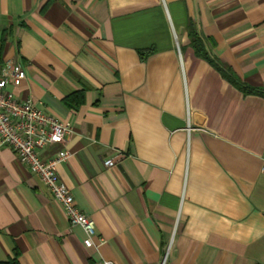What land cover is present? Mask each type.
Listing matches in <instances>:
<instances>
[{
    "label": "crops",
    "instance_id": "crops-1",
    "mask_svg": "<svg viewBox=\"0 0 264 264\" xmlns=\"http://www.w3.org/2000/svg\"><path fill=\"white\" fill-rule=\"evenodd\" d=\"M10 63L96 234L0 148V263L264 264V0H0Z\"/></svg>",
    "mask_w": 264,
    "mask_h": 264
},
{
    "label": "built area",
    "instance_id": "built-area-1",
    "mask_svg": "<svg viewBox=\"0 0 264 264\" xmlns=\"http://www.w3.org/2000/svg\"><path fill=\"white\" fill-rule=\"evenodd\" d=\"M25 79L26 72L21 65L10 63L1 69L0 148L12 149L19 161L29 167L47 186L51 197L64 209L70 225L78 226L84 231L86 235L84 246L91 248L96 234L95 223L77 208L73 194L61 182L57 171L59 165L68 161L70 152L62 148L53 157L44 156L51 147L65 145L71 127L47 115L34 103L19 100L12 91L7 90L8 85L19 87L21 81ZM104 165L107 169H112L116 164L113 160H107Z\"/></svg>",
    "mask_w": 264,
    "mask_h": 264
},
{
    "label": "trees",
    "instance_id": "trees-1",
    "mask_svg": "<svg viewBox=\"0 0 264 264\" xmlns=\"http://www.w3.org/2000/svg\"><path fill=\"white\" fill-rule=\"evenodd\" d=\"M190 36H191L190 42L192 43V46L195 49L196 54L198 56L205 58V59H208L207 54L205 52H203V47H202V43H201L202 41H200V39H199L198 35L195 33V31H192ZM142 58H144V57H142ZM0 264H20V263L18 261V258L16 257L15 259H12L7 263H0Z\"/></svg>",
    "mask_w": 264,
    "mask_h": 264
}]
</instances>
